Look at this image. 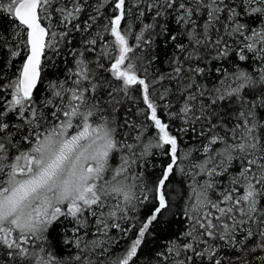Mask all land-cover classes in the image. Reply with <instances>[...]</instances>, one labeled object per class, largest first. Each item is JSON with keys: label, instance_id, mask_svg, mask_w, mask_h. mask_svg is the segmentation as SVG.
Wrapping results in <instances>:
<instances>
[{"label": "snow or ice", "instance_id": "obj_1", "mask_svg": "<svg viewBox=\"0 0 264 264\" xmlns=\"http://www.w3.org/2000/svg\"><path fill=\"white\" fill-rule=\"evenodd\" d=\"M2 20L0 264H264V0H0ZM78 31L73 69L40 95L48 53ZM145 49L167 68L150 76ZM134 89L142 119L118 123L116 93Z\"/></svg>", "mask_w": 264, "mask_h": 264}, {"label": "trees", "instance_id": "obj_2", "mask_svg": "<svg viewBox=\"0 0 264 264\" xmlns=\"http://www.w3.org/2000/svg\"><path fill=\"white\" fill-rule=\"evenodd\" d=\"M88 3L94 4L95 0H88ZM104 11L107 12L108 9L105 8ZM85 18L86 17L82 16L81 20H83ZM143 19H144V22H149L150 17H145ZM130 22L134 24V33L139 31L140 24L135 21L134 17ZM0 23L4 24V26L7 27L10 23V20H2V21H0ZM90 32H91V35H95V33H96L95 26L92 30H90ZM87 37H89V32H79V31L74 32L72 34V38H71L72 39L71 45H68L66 42L62 43L60 45V53L58 55L53 54L52 52L48 53V55L51 57V59H50V61L45 62L43 65V71H42L43 84L41 85L40 90H39L40 95L45 94V89H47L49 81H55L57 79L63 80L64 77L69 74V69H73V67H74V59L69 54V52L73 48L76 49L77 51L82 50L83 39L87 38ZM156 50L159 51V49H156ZM147 53H148V50L145 49L144 52L141 53V55L145 56V66L147 67L148 73L150 76L156 75L157 70H164L167 68L166 63H160V62H156L154 64L148 65L146 63ZM86 55L89 57V59L91 61H95L96 58L99 56V51L94 52V53H86ZM23 58L24 57L22 54L19 58H17L16 61H14V67L8 68L5 70V75L11 76V74L16 71V67L19 66V64L23 60ZM161 58L164 59L163 55L161 56ZM105 75H109V74L105 73ZM109 81L111 83L112 88L118 89L119 82L112 80L110 76H109ZM3 82H4L3 80H0V83H3ZM207 83H208L209 87H211L212 80H208ZM157 87H159V86H157ZM105 91H107V89H105ZM101 95H104V93L102 92ZM116 95L118 98H120L122 100V103L119 105V111L116 113V116L118 118L117 122L120 123V117L121 116L127 115L129 120H135L137 123H139L140 120L142 119V117L136 116L135 113H137V111L139 109L144 108L142 100L140 99V93L134 89L130 93L131 98L124 97L119 92H117ZM105 99H107V97H105ZM171 99H172V103L174 105L172 110L175 111L176 108L179 107V104L176 103V99H174V98H171ZM233 108H234V105L227 104V102H223L219 106V111L221 114H223V113H225V112H227ZM225 120H227V116H225ZM169 123L173 129L178 130L182 126L183 122L179 118H172L169 120ZM117 131L119 132V131H121V129H118ZM151 134H152L151 131H149L146 135L151 136ZM190 142H194V141H189L188 138L185 137L184 140L182 141V144L187 145ZM164 162H165L164 158L158 157L154 160L150 158V166L148 169L149 172H151V173L158 172L160 165ZM151 165H155V167L153 168V167H151ZM178 179H179V177H178ZM173 186L176 187V185H173ZM142 215H143V212H141V216ZM132 222L136 223L135 220H133ZM181 228H182V225L180 223L175 222V221H172L170 224L159 225L158 228L156 229L157 234H156L155 239L149 238V240L146 243V247L143 249V253L147 254L150 252H154L156 249H158L163 244L165 239L174 237V235L178 231H180ZM70 231H71L70 227L66 230L65 227L63 225H61L58 232L54 233V236H56L58 239L57 251L62 252L63 255H65V256L68 255L69 251H72V249L64 248V245H63V237H64V235H66ZM111 235L118 236L119 233H117L115 230H113ZM125 243H126V240L122 239L120 241V246L124 245ZM117 247H119V246H117ZM146 258H147L146 255H142L139 264H145Z\"/></svg>", "mask_w": 264, "mask_h": 264}]
</instances>
